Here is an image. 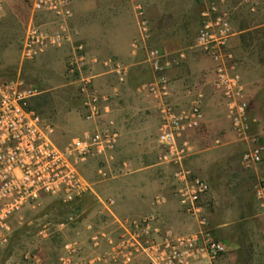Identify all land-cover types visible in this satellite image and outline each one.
<instances>
[{
  "label": "crops",
  "instance_id": "1",
  "mask_svg": "<svg viewBox=\"0 0 264 264\" xmlns=\"http://www.w3.org/2000/svg\"><path fill=\"white\" fill-rule=\"evenodd\" d=\"M208 1L71 0L74 40L83 41L89 58L98 59L90 66L92 86L104 95V117L115 121L118 137L112 153L124 163H116L111 184L98 182V219H94V224L109 233L120 231L116 217L139 219L156 213V225L162 230H204L223 239L229 248L227 264L240 258L244 251L254 253L257 264H264V212L257 208L251 187L254 176L264 175V151L262 160L254 167L244 168L241 164L245 149L254 142L264 146V8L250 12L242 5L234 6L231 34L223 49L227 65L240 77L248 103L250 128L247 136L240 139L233 133L223 101L212 86L216 63L193 46ZM5 2L0 0V6ZM137 2L144 5L149 20V37L145 41L135 13ZM151 46L160 48L169 59L184 51L179 63L166 70L168 92L162 97H153L140 86L153 77L147 58ZM46 52L65 60L68 46ZM114 61L126 69L122 79L114 71ZM73 83L77 85L76 81ZM197 97L204 112L202 123L199 128L188 130L181 142L183 164L210 185L205 197V225L178 210L172 195L175 167L158 158L162 107L169 104L177 110L189 106ZM88 125L78 117L81 130ZM159 193L166 201L154 205L153 197ZM106 194L108 197H104ZM110 198L114 200L111 210L116 217L106 210L105 202ZM242 227L254 231L249 245L242 241ZM84 249L91 252L88 244Z\"/></svg>",
  "mask_w": 264,
  "mask_h": 264
},
{
  "label": "built area",
  "instance_id": "2",
  "mask_svg": "<svg viewBox=\"0 0 264 264\" xmlns=\"http://www.w3.org/2000/svg\"><path fill=\"white\" fill-rule=\"evenodd\" d=\"M30 17L20 47L21 59L32 61L49 49L68 46L64 60L66 75L76 81L78 110L89 125L60 145L54 139V126L35 108L34 99L44 91L28 84L18 73L0 82V249L7 244L11 233V219L25 207L46 196H54L64 203H72L93 192L92 182L83 172L84 165L95 162V174L105 176V167H98V158H111L118 132L115 121L104 117L101 102L104 95L92 86L91 63L97 57L87 55L83 41H75L71 26V0H26ZM242 5L250 12L264 8V0H209L203 19L198 25L193 46L215 63L212 86L221 97L231 128L237 138H245L250 128L248 103L237 73L225 61L224 46L231 34V11ZM135 13L143 41L149 37V20L141 2ZM137 45V41L134 42ZM184 57L180 51L173 59L158 47L147 49L153 77L140 86L153 97L165 96L169 79L166 70ZM118 78L125 67L112 62ZM157 142L161 147L159 161L173 165L172 195L178 210L207 223L208 206L205 197L210 189L206 179L194 175L183 164L184 134L200 127L204 112L197 97L192 103L175 110L164 104ZM264 146L254 142L241 154L244 168H252L262 160ZM124 164V163H122ZM257 208L264 212V175L253 185ZM166 201L163 194L153 197L154 205ZM107 199L106 210L116 217ZM157 214L139 219L115 218L120 231L106 233L91 222L86 223L87 244L84 254L78 239H65L60 245L58 264H227V243L210 231L199 230L176 233L156 225ZM68 219H72L71 216ZM49 222H47L48 224ZM63 223H61L62 225Z\"/></svg>",
  "mask_w": 264,
  "mask_h": 264
},
{
  "label": "rangeland",
  "instance_id": "3",
  "mask_svg": "<svg viewBox=\"0 0 264 264\" xmlns=\"http://www.w3.org/2000/svg\"><path fill=\"white\" fill-rule=\"evenodd\" d=\"M29 17L30 7L26 0H6L0 6V82L19 73L28 84L42 89L44 92L34 99L33 105L53 124L54 139L63 145L81 131L78 127L80 115L76 84L66 75L61 56H49L46 52L32 61L21 59V41ZM122 162L113 153L106 160L98 158V167H105L106 175L103 177L96 176L94 161L84 165L83 172L92 182L93 192L72 203L64 204L57 197L46 196L15 214L11 219V236L5 247L0 249V264H57L60 245L65 239H78L85 247V225L96 223L94 219H98V182L103 180L111 184V178L116 174V163L122 166ZM260 176L251 179L252 190ZM250 193L248 189V198ZM69 216L72 219H68ZM86 219L88 221L83 222ZM241 229L245 230L240 231L243 233L242 241L249 245L254 231ZM84 254H89V249H84ZM239 257L230 264H257L254 253L244 251Z\"/></svg>",
  "mask_w": 264,
  "mask_h": 264
}]
</instances>
